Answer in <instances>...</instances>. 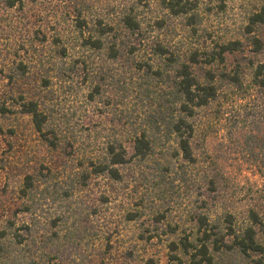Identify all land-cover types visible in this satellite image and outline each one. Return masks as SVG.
Masks as SVG:
<instances>
[{
	"label": "rangeland",
	"instance_id": "374dc122",
	"mask_svg": "<svg viewBox=\"0 0 264 264\" xmlns=\"http://www.w3.org/2000/svg\"><path fill=\"white\" fill-rule=\"evenodd\" d=\"M91 1L100 8L98 14L102 12L104 16L114 6V0ZM151 9L149 16L162 17L159 8ZM260 10L264 11V0H203L199 7L202 24L197 35H192L181 19H175L170 21L164 37L172 38L179 50L211 40L206 39L207 33L212 38L236 39L248 15ZM94 12L97 13L96 9ZM72 13L70 0H0V229L14 222L23 240L9 250L16 256L17 264H146L148 260L153 264H179V261L190 264L180 247L172 251L169 244L179 243L196 231L191 217L202 200L212 204L198 166H185L186 163L180 166L177 160L164 175L157 162L164 166L166 160L157 149L147 160L132 159L123 170L121 184L91 178L87 188L73 189L68 199L55 194L63 192L59 187L71 180L69 173L77 172L81 154L90 152L93 145L103 142L111 133L113 114L114 119L126 121L130 115L138 116L132 113L136 107L141 115L146 110L135 99L134 83L142 82L138 72L132 71L135 74L132 80L125 75L126 84L131 87L126 93L131 97L122 104L124 91L118 89L123 85L121 76H117L114 95L112 92L107 99L102 101L99 97L97 102L90 103L86 99L88 84L82 76L62 79L60 83L52 80L48 88L41 87L46 77L55 76V67L66 68L72 62L71 57L62 59L53 56L52 51L55 31L65 33L70 28ZM257 35L264 42V26ZM20 64L27 67L23 77ZM32 101L42 104L43 112H53L52 120L61 128L62 135L57 151L44 144L33 128L31 117L23 113L22 104ZM105 102L108 105L104 106ZM213 115L212 107L208 116ZM50 122L47 121L45 130L51 129ZM248 130V125L233 130L241 145ZM225 133L226 130L222 132ZM227 147L221 160L227 181L228 201L224 204L234 206L237 213L246 204L257 203L249 201L254 192L247 189L253 182L262 183V179L253 167L244 163L240 153H231L232 145ZM27 176L40 179L41 185L34 194L24 196L21 189ZM101 196L109 197V202L101 204ZM97 206L96 216L92 212ZM79 207L85 208L86 213L82 209L78 215L74 208ZM58 216L62 219L53 225ZM69 229L75 238L65 237ZM57 241L60 259L54 255ZM172 256L180 260L172 261ZM218 264L245 263L235 255H228L219 259Z\"/></svg>",
	"mask_w": 264,
	"mask_h": 264
},
{
	"label": "trees",
	"instance_id": "16d2710c",
	"mask_svg": "<svg viewBox=\"0 0 264 264\" xmlns=\"http://www.w3.org/2000/svg\"><path fill=\"white\" fill-rule=\"evenodd\" d=\"M202 1L114 0V6L104 16L102 12L98 14V9L101 10L94 7L91 0H70L73 10V16L69 15L72 17L70 28L65 33L55 31L52 51L53 56L71 57L72 62L66 68L54 66L55 76L46 77L41 87L48 88L52 80L60 83L62 79L68 81L82 76L88 84L86 99L90 103L97 102L99 97L103 101L112 92L114 95L116 79L121 76L123 85L118 89L124 91L122 104L131 97L126 93L129 85L125 75L132 80L135 75L132 71L138 72L142 82L134 83L135 99L146 110L141 115L136 107L132 113L138 116L130 115L132 120L126 121L114 119L113 114L111 133L103 142L93 145L90 152L81 154L77 172L69 173L71 180L59 187L63 192L55 194L68 199L74 190L87 188L91 178L121 184L123 170L132 159L147 160L158 149L166 160L164 166L157 162L164 175L177 160L180 166L185 163V166H198L207 198L212 201V204L201 201L191 217L196 231L179 243H170V249L177 251L180 247L190 264H218L219 259L228 255L241 258L245 264H264V42L257 35L264 26V11L248 15L239 38L222 40L207 33L206 39L211 40L179 50L171 42L172 38L164 37L169 32L167 27L171 20L181 19L184 27L197 35L202 24L199 13ZM152 7L159 8L162 17L149 16ZM43 39L45 42L47 37ZM115 64H119L117 68ZM26 69L20 64L22 77ZM111 104L114 106V101ZM22 106L44 144L57 151L62 135L61 128L52 120L53 112H43L42 104L37 101ZM212 107L213 117L208 116ZM50 120L51 129L45 130ZM240 125L249 128L242 145L233 133ZM224 130L226 133L222 134ZM229 144L234 148L231 153H240L244 163L253 167L262 179V183L253 182L247 189L254 192V200L249 201L257 200V203L246 204L237 212L239 214L234 206L224 204L228 201L227 181L221 160ZM39 185L40 179L27 176L21 191L24 196L32 195L39 190ZM108 199L101 196L100 203L107 204ZM220 201L221 206H218ZM83 207L74 210L79 215ZM92 213L97 216L98 206ZM59 218L62 219L58 216L53 225ZM72 226L76 228L74 223ZM67 232V239L75 238L72 230ZM22 242L14 222L1 228L0 264H17L9 248ZM58 242L54 255L60 259ZM171 259L180 260L177 256ZM146 264L153 261L148 260Z\"/></svg>",
	"mask_w": 264,
	"mask_h": 264
}]
</instances>
